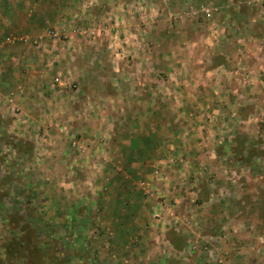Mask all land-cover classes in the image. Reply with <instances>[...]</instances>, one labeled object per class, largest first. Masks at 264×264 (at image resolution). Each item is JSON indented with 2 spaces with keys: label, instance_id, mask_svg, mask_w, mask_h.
I'll use <instances>...</instances> for the list:
<instances>
[{
  "label": "rangeland",
  "instance_id": "374dc122",
  "mask_svg": "<svg viewBox=\"0 0 264 264\" xmlns=\"http://www.w3.org/2000/svg\"><path fill=\"white\" fill-rule=\"evenodd\" d=\"M10 3L0 264H264V0Z\"/></svg>",
  "mask_w": 264,
  "mask_h": 264
},
{
  "label": "crops",
  "instance_id": "0c3cea01",
  "mask_svg": "<svg viewBox=\"0 0 264 264\" xmlns=\"http://www.w3.org/2000/svg\"><path fill=\"white\" fill-rule=\"evenodd\" d=\"M12 1H15V0H11V2ZM31 1H33V0H31ZM35 1V0H34ZM4 2H5V8H6V10L7 11H10L8 8H10L9 6H10V0H4ZM68 3H70L69 1H67ZM75 3V2H74ZM69 5V4H68ZM70 6V5H69ZM30 60H31V58H29ZM24 60V59H23ZM29 61V60H28ZM32 61V60H31ZM37 68V67H36ZM41 69L42 68H38V72H36V74H34V75H30V78H32L31 79V82H33V84L35 83V85L36 84H38V83H40L41 82V78H40V75H39V72L41 71ZM44 70V69H43ZM45 71V70H44ZM43 72V71H42ZM44 77V76H43ZM29 80L30 79H28V81L27 82H29ZM36 95H43L42 93H39V90H38V93L36 94ZM36 102H37V100H36Z\"/></svg>",
  "mask_w": 264,
  "mask_h": 264
},
{
  "label": "built area",
  "instance_id": "2783aa9c",
  "mask_svg": "<svg viewBox=\"0 0 264 264\" xmlns=\"http://www.w3.org/2000/svg\"><path fill=\"white\" fill-rule=\"evenodd\" d=\"M58 34L57 33H55V32H50V38L51 39H54V40H56V39H58ZM56 81V83L58 82L59 83V80H55Z\"/></svg>",
  "mask_w": 264,
  "mask_h": 264
}]
</instances>
